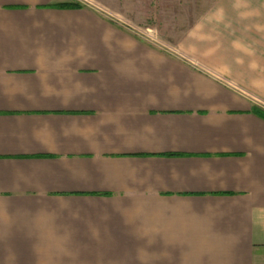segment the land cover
<instances>
[{
	"label": "crops",
	"instance_id": "crops-1",
	"mask_svg": "<svg viewBox=\"0 0 264 264\" xmlns=\"http://www.w3.org/2000/svg\"><path fill=\"white\" fill-rule=\"evenodd\" d=\"M89 1L0 0V264H264V0Z\"/></svg>",
	"mask_w": 264,
	"mask_h": 264
},
{
	"label": "rangeland",
	"instance_id": "rangeland-1",
	"mask_svg": "<svg viewBox=\"0 0 264 264\" xmlns=\"http://www.w3.org/2000/svg\"><path fill=\"white\" fill-rule=\"evenodd\" d=\"M211 1L91 0V3L110 8L115 12L112 18L130 27L131 32L140 38L173 43Z\"/></svg>",
	"mask_w": 264,
	"mask_h": 264
},
{
	"label": "trees",
	"instance_id": "trees-1",
	"mask_svg": "<svg viewBox=\"0 0 264 264\" xmlns=\"http://www.w3.org/2000/svg\"><path fill=\"white\" fill-rule=\"evenodd\" d=\"M261 117L264 118V110L257 109L255 110Z\"/></svg>",
	"mask_w": 264,
	"mask_h": 264
}]
</instances>
